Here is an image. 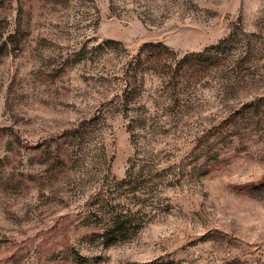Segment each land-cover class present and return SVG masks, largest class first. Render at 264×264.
Returning a JSON list of instances; mask_svg holds the SVG:
<instances>
[{
	"label": "rangeland",
	"instance_id": "obj_1",
	"mask_svg": "<svg viewBox=\"0 0 264 264\" xmlns=\"http://www.w3.org/2000/svg\"><path fill=\"white\" fill-rule=\"evenodd\" d=\"M0 264H264V0H0Z\"/></svg>",
	"mask_w": 264,
	"mask_h": 264
}]
</instances>
